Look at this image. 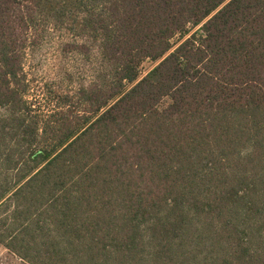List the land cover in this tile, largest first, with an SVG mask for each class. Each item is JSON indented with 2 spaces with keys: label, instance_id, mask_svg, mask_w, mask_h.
<instances>
[{
  "label": "trees",
  "instance_id": "16d2710c",
  "mask_svg": "<svg viewBox=\"0 0 264 264\" xmlns=\"http://www.w3.org/2000/svg\"><path fill=\"white\" fill-rule=\"evenodd\" d=\"M44 25L98 60L45 116L24 68ZM0 245L24 264H264V0H0Z\"/></svg>",
  "mask_w": 264,
  "mask_h": 264
},
{
  "label": "rangeland",
  "instance_id": "374dc122",
  "mask_svg": "<svg viewBox=\"0 0 264 264\" xmlns=\"http://www.w3.org/2000/svg\"><path fill=\"white\" fill-rule=\"evenodd\" d=\"M34 34L36 42L24 61L29 85L27 99L36 113L45 116L56 108L58 96H75L79 89L89 86L96 76L98 60L95 55L89 58L86 54L65 52V44L74 40L65 29L44 25ZM155 64L145 62L144 73ZM0 264L24 263L0 245Z\"/></svg>",
  "mask_w": 264,
  "mask_h": 264
}]
</instances>
